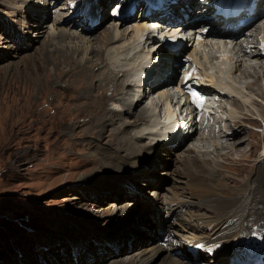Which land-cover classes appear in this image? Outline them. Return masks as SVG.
<instances>
[{"label":"bare ground","instance_id":"bare-ground-1","mask_svg":"<svg viewBox=\"0 0 264 264\" xmlns=\"http://www.w3.org/2000/svg\"><path fill=\"white\" fill-rule=\"evenodd\" d=\"M87 1L90 8L84 7L83 14L86 17L88 16V19H83L84 15L81 13H73L70 19H77V24L72 23L70 25L67 23L70 27L76 26V29L81 26L80 33H70L69 30L62 28L58 34L57 32L52 36L49 34L48 42L44 45L43 51L49 54L54 63H57L60 72H62L63 64H70L68 66L71 70H74L78 65L80 67L79 72L85 75L87 72L90 73L96 64L100 63L101 65L99 64L97 71L92 70L93 73L91 72L93 81L84 86L87 93L85 91L83 96L86 93V100L83 99V96L82 99L79 98L82 100L80 103L92 104L96 102L95 97H98V103H93L95 104L93 105L95 110L91 114H87L86 116L89 119L86 120V118V121L84 120L82 123L90 130H87V133L83 136H93L97 131L96 126L99 127V133L96 135L97 137H94L101 140L110 126H115V129L113 128L115 133L122 130V128L124 130L120 133H125L121 140H118L117 147L109 145L111 149L115 148V151L109 149V147L100 149V152L97 151L103 160H99L94 154L88 157L98 159L101 166L93 173V176H96L94 183L98 179L102 180L105 177L112 179L114 176V179L109 180L111 181L110 184H114L116 187L119 185L124 186L128 194L126 204L119 206L117 203L120 197L116 195V200L106 210L107 224L104 226L111 227L114 230L112 234H103L95 227L90 230L91 234L102 235L98 237L93 234L91 236L93 242L99 243V248L97 246L96 250L101 254L95 262L104 259L106 255L113 257L110 264H202V262L232 264V261L235 264H254L255 259H261L264 262V163L257 168L252 179L245 180L244 185H238L239 187L236 188L237 185L233 186L227 183L228 186L222 181V176L225 179L229 177L223 175L222 168L225 169L224 166H220L219 162L213 160L214 158H209L211 152L222 155L224 151L221 150H228L231 145L237 147L236 150L243 147L244 142L239 143L238 141L242 139L237 138L241 137L242 133L245 135L247 131L245 120L253 125L259 120L250 114L252 109L249 108V105L253 104L255 106L256 100L247 91L250 89L254 94L253 89H255V86L245 83V73L255 70L254 78L258 80L261 79V75H264V44L260 47L258 43L260 37L264 38V19L260 21L261 23L259 22L253 26L251 31L241 32L246 30V26L247 28L252 26L256 21L255 17L261 15L262 12L252 15L251 20L245 26H242L243 30L238 31L227 26V24L237 22L238 17L221 20L219 19L222 17L221 15L211 16L213 13L209 6L211 0H201L202 2L200 0H183V8L186 5L190 6V9L182 11L184 13L178 10L179 7L176 4H171V8H174L172 10H175L172 11L170 17L172 26H175V23L178 29H181V27L186 29L187 25L193 26V33L189 35L190 39H186L188 43L183 45L179 52L175 53L166 50L164 46L157 47L156 43L150 40L152 38L150 36L151 29L148 27L147 22L154 17L151 13L140 15L137 18L138 22L132 23L134 20L131 17L134 14L129 9L121 10L114 16L108 12V14L118 19H115V23H110L105 31L94 35L105 20L102 15L104 10L101 12L102 10L99 9V0ZM100 3L105 7L106 3H103L102 0ZM149 3H151V0H149ZM258 8L263 11V1L260 2ZM99 12L101 13V21L94 25ZM186 12H190L191 17L197 18V20L194 19L193 22L192 19H189V23H186L188 22ZM32 13H34V16L37 15V10L33 8ZM28 15L30 16V12L27 13V16L25 15L24 21H27V25L24 24L23 26L26 30L24 32L30 34L31 31L28 32V30L34 29L37 32L36 39H39L45 33V31H41L43 32L41 34L39 30L45 28L43 24L47 19L46 10L44 11V8H41V13L38 14V16H41H36V25L31 26V28L28 27L30 24ZM89 19L91 20L90 23ZM63 20L64 17H59L58 21ZM206 26H210L211 29L209 31L204 29ZM128 35L132 37L131 40L123 43ZM175 35H178V33ZM69 37L77 39L76 53L85 48L83 57H76L77 59H72V62L70 59L73 58L75 52H71L73 48L71 43L66 42L64 46L61 41L58 44L53 42L56 38L69 39ZM181 37H184V35H181ZM28 42L29 40L26 44ZM150 45H152L151 49L149 48ZM66 48H71V50L66 51ZM63 50L65 53L61 55L60 59L52 57L55 51ZM156 56L159 57L157 60ZM87 61L93 66H87ZM187 62L188 67L186 66ZM29 66L26 60L23 63L24 69L18 71V67L15 68V73H20L24 78L27 76V84L36 80V73L31 71ZM158 66L164 67L163 72L159 71ZM157 68L158 70H156ZM183 69L188 73L182 80L177 82V77L175 81L177 71H180L179 76ZM39 70L41 71L42 68L39 67ZM191 71L193 73L189 74ZM119 74H122L121 80L117 78ZM109 76L110 78H108ZM198 77H206L209 83L217 84L220 88L226 86L243 91L241 87H244L247 96L243 98L241 106L243 110L246 109V105L249 106L247 112L244 113L243 119L228 124L225 129L219 128V131H217L213 127L210 129L205 127L206 132L203 131L202 135L207 133V137L212 138L217 137L216 133H220L221 137L218 138L222 140L225 138V142L221 143L215 138V141L209 145L205 140L206 137L200 135L201 128L199 124L193 125L191 133L187 135L176 133L170 136V141H166L168 138L160 126L161 120L155 117V113L159 111L158 107L165 101L168 104L172 103L171 91L173 89L185 90L190 88L192 84L189 82H196ZM139 78L144 80L145 84L143 86ZM239 82H242V84H238ZM120 83H122V86ZM163 85L166 86L161 89L160 87ZM110 86H113V90H111L113 93L107 96L106 92ZM256 87L258 88V84H256ZM190 91L194 90L190 89ZM199 91L206 94L215 92L220 96L222 95L221 92L213 89H201ZM123 93H126V95H123ZM129 94L133 95L131 99L127 97ZM151 95L156 97L152 98L148 105H144L143 103H146ZM259 96L264 100V90L259 92ZM109 100L113 106L109 105L108 107ZM118 103L121 105L120 108L116 107ZM142 104L145 108L140 107ZM78 106L84 108L87 105L79 104ZM129 108L135 110L133 115L139 117L138 121H129L128 117L131 116ZM234 112L233 115L237 118V111L234 110ZM121 113H125V115H121ZM262 114L264 115V109ZM115 117H121V119L119 122H115V125H110L109 122L113 121ZM140 125L141 127H137ZM80 127L84 128L83 126ZM131 128L136 129L133 130L134 133L129 132L130 130L127 131ZM92 130L93 135H91ZM193 135H195V139L191 141L192 145L183 156L176 157V151L185 145ZM230 142H238L239 144L235 143L234 145ZM93 148L97 149L98 147L94 145ZM158 150L160 153L164 152H162V156L160 155L161 158L158 157ZM236 150L233 153H236ZM202 152L204 154H201ZM192 153H195V155ZM263 155L264 149L261 152V156ZM131 157L133 161L130 160ZM95 160H87V163L93 165ZM157 160H160V165H163L165 161H172L175 165L179 163L178 167H180V169L177 167L173 174L166 171L167 175L172 178L173 182H177L178 186H176L177 189L169 186L165 189L164 195L157 191L149 193L144 190V188H147L144 184L146 180H150L154 175L160 176L162 173L159 166L154 170L151 168L156 162L158 163ZM167 167H169L167 164L164 165V169H169ZM115 168H118V170L115 171ZM159 181L153 187L157 186ZM80 182L88 183V177L86 181L82 180ZM115 190H105L103 198L109 194V191L115 192ZM226 190L229 193H226ZM93 192L97 198L102 195L96 191ZM100 198L102 199V197ZM132 205H136V207H132ZM138 207H141L142 212L138 211ZM136 211H138L137 214H135ZM128 223L131 228H127L126 235L113 234L128 225ZM253 228L259 231L250 230ZM189 231H192V233H189ZM129 235L133 236L134 242H141L142 246L148 242V236H152L150 241L153 245H150V248L147 247L148 249H138L136 253L125 260H117L118 254L107 249L102 250V253L100 252L102 247L112 245V243L122 241L121 244H123L126 238L131 239V237H128ZM89 246L80 244L77 264H81L85 251L89 252ZM135 247L138 248L139 246ZM170 254L174 255L169 256Z\"/></svg>","mask_w":264,"mask_h":264},{"label":"rangeland","instance_id":"rangeland-1","mask_svg":"<svg viewBox=\"0 0 264 264\" xmlns=\"http://www.w3.org/2000/svg\"><path fill=\"white\" fill-rule=\"evenodd\" d=\"M53 1L55 0H0V264H77L80 244L90 245L88 248L89 252L85 251L81 264H110L113 258L110 255H106L104 259L95 262L96 258L101 254L96 250L97 246L99 248V243L92 241L91 236L94 233L91 234L90 230L95 227L103 234H112L114 230L111 227L104 226L107 224L106 210L116 200V195L120 197L117 203L119 206L126 204L125 201L128 194L124 186L119 185L116 187V185L110 184L111 181L109 180L114 179V176L112 179H108V177L102 180L98 179L94 183L96 176H93V173L101 167L99 160H103L97 151L104 149V147L107 149L109 145L117 147L119 144L118 140H121L125 133H120L124 130L123 128L115 133V126H110L101 140L96 138L99 133V127L96 126L97 131L95 133L93 130L91 131V135L94 133L93 136H83L89 128L82 123L86 118V120L89 119L86 115L91 114L95 110L93 106L95 104L93 103L98 101V97H95L96 102L92 104L80 103L82 102L80 99H82L83 93L86 91L84 86L93 81L92 70L98 69L100 63L96 64V68L94 66V69L85 75L79 72L80 67L78 65L74 70H71L70 64H63L62 72H60L57 63H54L49 54L43 51L44 45L48 42L49 34L51 36L56 32L58 34L62 28L69 30L70 33L76 32L75 34L80 33L81 30V26L78 29H76V26L70 27L72 23L77 24L78 22L75 18L70 19L73 14V12H70L72 5L68 6L66 0H62V2L56 0L54 3ZM99 1L101 2V0ZM100 2L99 7L102 10L101 12L104 10L102 15L105 20L94 35L102 33L110 23L116 22L115 19L118 18L113 17L108 12L112 13L114 11L113 6L121 3V0H102L103 3H106L105 7ZM66 5L68 8H66ZM84 7L90 6L87 4ZM84 7L82 6L79 9L82 14L84 13L82 10ZM33 8L37 10V15L35 16L32 13ZM41 8H44V11L46 10L47 19L43 24L45 28L39 30V32L45 31V33L39 39H36L37 32L31 29L28 30V32L31 31L30 34H27L24 32L25 28L23 26L24 24L27 25V21L24 20L25 15L27 16L29 12L30 24L28 23V27L35 26V18L36 16H41H38L41 13ZM188 9H190V6L186 5L183 11ZM140 12L138 6L136 11L133 12L134 16L131 17L134 20L132 23L138 22L137 18ZM83 15L86 18V15ZM263 16L257 18L254 24L248 27L246 31H251L253 26L264 19ZM59 17H64V20L58 21ZM99 17L101 20V13ZM189 19L187 16L186 20L188 22L186 23H189ZM67 23L70 25H67ZM129 36H126L127 39L125 38L123 43L131 40L132 37ZM28 40L29 42L26 44ZM59 41L63 42V44L66 42L71 43L73 46L72 50L71 48L65 49L66 51L75 52L73 58L70 59L71 62L72 59L76 60L79 57H83L85 48L76 53L77 39L69 37V39L56 38L53 40L55 44L60 43ZM64 53V50L55 51L52 57L60 59ZM158 58L156 56V60ZM26 60L31 66H29V69L36 73L35 82L28 84L26 83L27 76L24 78L20 73H15L16 67H18V71L22 70V68L24 69L23 63ZM86 65H90V62L87 61ZM90 66L92 67L93 65ZM39 67L42 68L41 71ZM158 68L159 71H162L164 67L158 66ZM179 72L177 71L175 75V81L178 77L177 82L183 77V71L178 76ZM254 73L255 70L245 73V83L255 86V89H253L254 94L250 89L246 91L255 97L256 102L255 106L250 103V107L246 105L244 113L247 112L249 107L252 109L250 114L259 120L254 125L250 122L246 123L248 128L246 127L245 135L242 133L241 137L237 138L242 139L238 141L239 143L241 141L244 142L242 144L244 145L243 147H238L239 150H236L237 147L235 148L231 145L228 150H221L224 151L222 155L220 154L221 156L217 152H211L209 157L219 162L220 166H224L225 169L221 167L224 176H229L228 178L233 176L230 180L222 176V181L233 186L237 185L236 188L239 187L238 185H244L245 180L252 179L256 174L257 168L264 163V155L261 156V152L264 149V115L262 114L264 100L259 96V92L264 90V75H261L260 80L262 81L260 82V80L254 78ZM121 75H117V78L120 79ZM240 83L242 84V82L238 84ZM256 84H258L259 89ZM120 85L122 86V83ZM165 86L163 85L160 88L162 89ZM109 89L106 92L107 96L113 93L111 91L113 86H110ZM86 93L83 96L84 100H86ZM124 94L126 95V93ZM131 94L127 96L130 99L133 96ZM155 97V95H151L146 100V103L143 104L148 105L152 98ZM109 102L108 107L109 105L113 106L110 100ZM79 104L87 106L83 108L78 106ZM143 104L140 107L145 108ZM163 105L159 106L160 109L165 107ZM119 106H121L120 103L116 107L120 108ZM240 109H242V106ZM130 113L129 121L136 122L139 120V117L133 115L135 114L134 109H131ZM121 115H125V113H121ZM120 119L121 117H115L109 124L115 125V122H119ZM137 127H141V125ZM214 129L217 130V128ZM133 130L136 129L131 128L127 131L134 133ZM200 135L204 137L201 132ZM216 135L217 137L204 138L211 145L215 138L221 137L220 133H216ZM192 137L176 151V157L184 155L190 145H192L191 141L195 139V135ZM128 138L130 137L128 136ZM234 139L237 140L236 138ZM220 142L222 143V141ZM238 142L230 143L235 145ZM94 145L98 147V150L93 148ZM111 150L115 151V148ZM235 150L237 152L233 153ZM162 152L160 153L158 150V157L161 158L164 153ZM91 154L97 156L99 160L88 158L91 157ZM192 154L195 155V153ZM201 154L204 153L202 152ZM203 158L205 159L204 156ZM90 159L95 160L93 165L87 163V160ZM130 160L133 161L132 157ZM159 162L160 160L151 168L154 170L159 166L162 173L160 176L154 175L150 180H146L144 184L147 188H144V190L149 193L157 191L164 195L165 189L169 186L177 189V182H173L166 171L169 174H173L179 163L175 165L172 161H165L163 165H160ZM166 164L169 169H164ZM114 170L117 171L118 168ZM87 177L88 183L80 182L82 180L86 181ZM158 181L159 184L153 187ZM109 189H116L117 191H109V194L103 198L105 190ZM93 191L101 193L100 197L102 199L100 197L97 198ZM225 192L229 193L227 190ZM143 196L146 198L145 195ZM132 207H136V205H132ZM140 208L138 207V211L142 212ZM130 226L128 223L120 230L116 229L117 231L113 234L126 235V230H128V227L131 228ZM250 230L259 231L255 230V228ZM190 232L192 233V231ZM89 234L91 235L89 236ZM94 235L102 236L99 234ZM128 237H131V239L128 240L126 238L123 244H121L122 241L112 243V245L102 247L100 252L102 253V250L107 249L118 254L117 260H125L136 253L138 249H148L153 245L150 241L152 236H148L149 240L143 246L141 242H134L132 235ZM134 246L139 247L134 248ZM172 255L170 254L169 256Z\"/></svg>","mask_w":264,"mask_h":264},{"label":"snow or ice","instance_id":"snow-or-ice-1","mask_svg":"<svg viewBox=\"0 0 264 264\" xmlns=\"http://www.w3.org/2000/svg\"><path fill=\"white\" fill-rule=\"evenodd\" d=\"M190 95L193 98V103H195L198 107L202 106L203 100L196 92L192 91Z\"/></svg>","mask_w":264,"mask_h":264}]
</instances>
